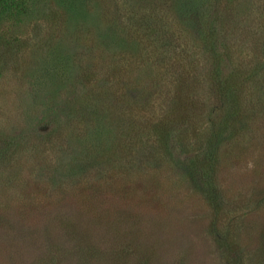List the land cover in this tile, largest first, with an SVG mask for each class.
I'll use <instances>...</instances> for the list:
<instances>
[{
	"label": "rangeland",
	"instance_id": "1",
	"mask_svg": "<svg viewBox=\"0 0 264 264\" xmlns=\"http://www.w3.org/2000/svg\"><path fill=\"white\" fill-rule=\"evenodd\" d=\"M0 149V264H264V0H0Z\"/></svg>",
	"mask_w": 264,
	"mask_h": 264
},
{
	"label": "trees",
	"instance_id": "2",
	"mask_svg": "<svg viewBox=\"0 0 264 264\" xmlns=\"http://www.w3.org/2000/svg\"><path fill=\"white\" fill-rule=\"evenodd\" d=\"M211 10H212V8H211ZM209 20H210L209 23L210 22L212 23L213 18L211 17ZM219 20H220V17L217 16L216 21H219ZM218 28H219V26L216 22V26L214 25L213 28L209 29V30H211V34L214 37V39L210 43V46L212 47V50H213V48H216V58H214L215 68L213 70L214 74L211 77V79L214 80L213 84L215 85V87H216V83H215L216 82L215 81L216 76L218 78H222L223 75L225 74V61H226L224 54L223 55H217L218 54L217 49L219 46L218 45L219 42L218 41L216 42V37L220 36V33L216 30ZM209 33H210V31H209ZM207 41H209V40H207ZM214 75H216V76H214ZM86 80H87V78H86ZM229 83H230V78L228 81L226 80V85H223L222 83H220L221 90H222V87H224L223 93H224V91L226 92L227 90H229V87H230ZM228 98H231L230 94H228ZM62 106H64V104H60L56 107L61 108ZM78 106H80V104ZM223 114L226 117H224L222 119L225 122L228 121L231 113L229 114L226 112ZM50 115L51 116L49 118L43 117L41 122L37 121V123H36L37 127H40L42 129V127L51 126V129H49L47 132H45V134H46V136L44 137L45 139H42V135H45L44 132L41 133V137L39 135L38 136L32 135L30 137V140H31L30 143H32L33 148L38 147L39 145L45 146L44 141L46 140L47 136H48V138H50L51 133L53 131L57 130V128L54 124H55V120L58 117V113L54 112ZM213 123L214 124L216 123L215 120ZM166 131L168 132V130H166ZM36 132H38V130ZM66 133H67V135L59 136V138L60 139L65 138V140H67L68 139V132H66ZM173 134H174L173 132L168 133V137L170 138V141L171 140L173 141V138H174ZM223 135H224L223 126H222V130L220 132L214 131V133L212 134V137L207 139L205 146L202 148L203 150L199 151V154H197V156L195 157L194 162L189 161L190 158H188L187 155L185 156V158L179 159L181 161V163H183L182 161H184L186 163V165H188L187 170L189 171V173H191V176L194 180H197L198 182H204L206 184V186L208 187V189L210 188L209 194L213 197L214 200H215V198H218L217 193L215 194V191L217 190V188H216L215 182L213 180L214 173H215L214 162L217 160V151L220 149V145H221V144H219L220 142H218V140L222 139ZM6 137H9V136H6ZM181 149L182 148H180V150H178V151H181V152L186 151L184 149H182V150ZM0 152H3V149H0ZM10 164L12 165V163H10ZM214 236H216L217 244L219 245V247L221 249L224 250V252H225V254H227L228 258L232 257L231 259H232V261H234L235 264H243V259H242V256L240 255L242 253V251L240 250V248L238 249L237 247L232 246L228 242L225 234H221L220 231L217 229H216V232L214 233Z\"/></svg>",
	"mask_w": 264,
	"mask_h": 264
}]
</instances>
